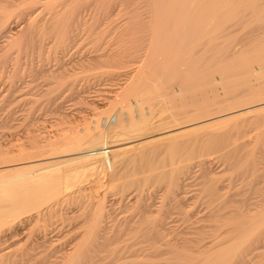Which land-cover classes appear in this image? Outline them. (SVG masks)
Listing matches in <instances>:
<instances>
[{"label":"bare ground","instance_id":"1","mask_svg":"<svg viewBox=\"0 0 264 264\" xmlns=\"http://www.w3.org/2000/svg\"><path fill=\"white\" fill-rule=\"evenodd\" d=\"M148 1L146 6L150 11L147 13L149 15L146 17L148 21L145 26L148 25L151 33L149 31L147 33L149 32L152 36L147 34L146 37H137L143 26V23L140 26L137 20L139 21V18L141 20V16L146 15H137L139 8H134L130 10L129 19L131 22L136 21L137 24L129 22L121 27L118 34L119 39L128 37L131 45L126 44L127 48L123 51L120 49L116 53L105 56L106 62L116 69L121 67L124 70L126 66L129 67L127 63L130 65L132 63L131 66L136 65L134 70L128 73L124 82L120 86L118 84L119 88L112 92V101L117 108L106 110L104 117L101 115V119L93 120L89 122L90 124L87 123V126L77 127L78 129L70 128L71 131L66 128L69 133L63 135L57 133L58 136L54 140L53 138L49 140V138L44 144L36 143L32 139L31 142L33 143L34 140L35 143L28 144L30 145L27 147L29 151H26V146V149L21 150L22 146L20 150L18 147L19 151L12 152L15 154L9 151L13 156H9L8 151L4 152L6 155L3 153L2 157H7L9 154L6 160L2 159L3 161L11 159L10 157H15V160L0 163V264H96V262L100 264L99 261L108 259V264H121L128 253L130 257L138 259L135 261L131 258L136 264H157L154 261L161 258L162 264H255L254 257L264 253V129L255 130L253 138L248 135L252 138H249L250 140H245V137L241 136L243 133L237 134L239 138L235 140L239 142L241 137L242 139L244 137V140L240 143L234 141L237 137L234 132L244 127H264V0ZM131 3L133 4V2H127L129 6L135 7L130 5ZM135 4L138 3L135 2ZM114 6L111 9L116 10ZM118 6L121 8L120 2L116 8ZM111 9L109 8L110 11ZM124 11L127 15L126 10ZM60 14L64 13L59 12ZM67 16L70 18L72 14H67ZM62 18L66 17L62 16ZM62 18L61 20L55 18L47 26L44 24L43 27L31 26L26 31L25 39L27 37L35 41L32 37L37 31L56 30V36L52 35L56 37L57 44L73 48V44H66L68 37L72 34L69 32L70 35L67 37L68 29L72 27L69 26L71 21L70 19L69 21L62 20ZM2 26L6 28L7 24H2ZM71 29L75 31V25ZM144 32L142 34H146V31ZM97 40L92 43L96 44ZM148 40L153 43V47L149 50L150 47L147 46L149 53H146L144 61L142 56H138L142 58L137 60L136 55L139 54L137 51L143 50L139 47L143 41ZM95 44L93 54L98 53L96 47L100 45L95 46ZM115 44L114 42L113 45L117 48L118 45ZM107 48L109 49L108 46ZM101 50L104 51V49ZM102 52L101 54L105 53ZM99 55L100 52L94 59L104 57ZM115 75L117 76L116 73ZM65 79L68 80V78ZM67 80L63 82L64 84L59 81L61 85L59 83L58 86L68 84L66 87H73L74 82L70 85ZM68 88L65 90L70 91L71 89ZM160 100H166L164 106L159 105ZM169 110H171L169 115L164 116ZM246 133L248 134V131ZM216 137H219V143L216 140V143L211 141ZM220 137H224L221 142ZM187 147L189 150L192 148L191 152L194 154L204 150L208 151V149V153H211L210 149H212L216 151L215 155L218 152L219 157L224 160L232 159L231 165L234 160V168L237 167L236 172L251 175H248L252 177L251 183L249 186L245 185L248 187L245 188L249 189L248 192L250 191L253 197L250 195L251 198H244L246 197L244 195V199L238 200L234 199L236 195L234 197V195H226V192L223 193L224 186L215 177L208 176V169L206 171V168H203L209 164L210 160L207 157L210 154L201 155L205 159L197 156L203 160H196L195 163L193 161L190 168L199 169L202 174L201 178L204 176L206 178L203 182L201 180L202 188H200L201 192L209 195L211 199L207 203L208 211L203 216L195 217V211H192L194 214L189 212L192 207L185 206L184 203H182L184 206H179V203L178 206L159 207L160 209L158 208L155 213H150V217L155 214L150 218L145 214L151 212L153 209L148 211L147 208L153 206H145L146 208L143 206L145 210H141L142 218L137 216L140 219L127 228L135 240L130 235L129 240L125 239L129 244L126 243V246L119 248L118 246L113 247L117 243L115 239L117 231L109 235V224L104 220L103 208L105 207L87 206L82 211V209H77L80 206H70L73 207L72 209H77V212L81 211V214H77L74 210L70 211L71 217L66 214L65 221L68 222L67 217H70L69 221L74 222L75 219H82V222L87 223L85 233L80 234V239L76 237L67 242L66 239L70 238V234L66 232V238L63 236L67 242L64 244L65 247L62 246L59 250L47 248V246L53 248L54 245L53 240L51 241L48 237L50 236L49 231L52 230L48 228H51L49 227L52 222L51 218L56 214V211L54 212L56 206H50V201L62 195V201L67 205L74 204L78 198L84 197L75 189L90 177L93 178L92 181L96 186H105V188L117 189L120 192L132 188L141 191L149 184L164 182V184L167 183L169 193L172 192L170 198L173 192H177L175 200L179 198V195L183 194L179 192L186 190L183 187L187 186V178L182 177H185L184 173L188 172L184 170H188V165L181 167L182 171L177 169L181 171L179 174L174 168L175 174L170 170L156 171L159 168L158 162L162 158L161 155L167 153L172 157L171 153H174L175 149L186 148L187 150ZM15 155L26 157L22 156L23 158L20 157L22 159L18 158V160ZM191 157L195 156L191 155ZM242 206H253L254 208L251 226L247 225L248 228L242 226L244 221L241 217L246 208ZM176 213L178 217L182 216L179 219L188 222L186 232L184 230L180 233L175 232L170 225L173 222L172 216ZM246 220L248 218H245ZM79 229L80 226L78 231ZM131 239L134 242L130 244ZM63 242L62 240L61 243ZM45 248L48 251L51 249L52 251L49 252L53 253L43 251ZM102 253L106 254L103 258L100 256Z\"/></svg>","mask_w":264,"mask_h":264},{"label":"rangeland","instance_id":"2","mask_svg":"<svg viewBox=\"0 0 264 264\" xmlns=\"http://www.w3.org/2000/svg\"><path fill=\"white\" fill-rule=\"evenodd\" d=\"M8 1H9V3H7ZM57 1L58 0H0V4H1L0 5L1 6L0 7V11H1L0 14H2V15H0V26H1L0 27V35H1L0 36V158H1L0 163L7 162L8 160L11 161V159L15 160V157H10L11 159H7V161H3L4 160L3 158H5V160H6V158L8 157L9 154H10L9 156H13L12 154H15V153H12V152L19 151L22 146L23 147L21 148V150H23L25 148V146H26V148L30 147V145H28L29 143L33 144L36 142V143H43L44 144V142L46 140H48L49 138H50L49 140H52V138L54 140V138H56L58 136V134L63 135L64 133H69V131H71L72 128L76 129L77 127L81 128L83 126H87L86 125L87 123L90 124L89 122H93V120L95 121V120H98V119H101L102 117H104L106 110H109V109L114 110L117 108V106L112 101V99H113V93L112 92L116 91L119 88L120 84H122V82H124V80L127 78L128 73L133 71L134 67L136 65L131 66V65H133L132 63H131V65L129 63H127L129 65V67L126 66L127 68L126 67L124 68L125 71L122 70L123 68L121 69V67L116 69V68H113L112 65H110V63L106 62L105 56H106V54L116 53L120 49H121V51H123L124 49L127 48L126 44L131 45V43L129 41L130 39L128 37L125 36V37H123L124 39L123 38L119 39V37H118L119 36L118 34L120 33L121 27L126 25V24H129V22H131V20L129 19L130 14H131L130 10H133L134 8L135 9L139 8L137 10V12H138L137 15H140V14L146 15L144 17L141 16L142 21L139 18L140 23L137 20V23L140 24V26L143 23V26L141 28L142 30L140 29V32L138 33L137 37H139V38L140 37H146L147 34H148V36H152V34H150L151 30H150V28H148V25L145 26L146 21H148L146 19V17L149 15L147 13H149L148 11H150V10H148L149 8L146 6V5H148L146 3L147 2L149 3L148 0H138V1L137 0H118V1H116V0H109V1L108 0H97V1L96 0H65V1L61 0L60 1L59 0L58 2ZM134 1L137 2L138 4L136 5ZM63 2H65V3H63ZM119 2H120V6L122 5L123 7L121 6V8H120L118 6L116 8V6L118 5ZM127 2L128 3L133 2V4L131 3L130 5H134L135 7L129 6V4H127ZM123 3H125V4H123ZM52 4L54 6V9H53ZM104 4H106V5H104ZM114 5H116V6H114ZM124 5L125 6L127 5L128 9ZM70 6H72V7H70ZM112 6H114V8L117 11L118 10H120V11L117 12L113 8L111 9ZM103 7H105V8H103ZM68 8H70V9H68ZM109 8L111 9V11L109 10ZM140 8H141V10H140ZM71 10H74V11L72 12ZM112 10H114L115 12L114 11L112 12ZM124 10H126L127 15H128V12H130L128 17H127V15H125ZM3 11H4V13H3ZM63 11H65V12H63ZM104 11H106V12H104ZM30 12H32V13H30ZM59 12H62L64 14L59 15ZM106 13H107V15H105ZM110 13H112V14H110ZM67 14L68 15L72 14V16L74 15L75 17L70 16V18H68L69 16H67ZM92 15H94V16H92ZM62 16L66 17V18H62ZM81 16H83V17H81ZM31 17H32V19H30ZM55 18H58L59 20H61V18H62V20L66 19V21H69V19H70L71 22L74 20L73 21L74 23L72 22V24H71V22H69V26H72V27H70V29H68L67 37L70 35V33H72V34L68 37L69 39L67 40V43H66L68 45L73 44V48L62 47V46H59L57 44V41L55 40L56 37L55 38L53 37V35L56 36V34H57L56 30H53V31L52 30L37 31V33L32 37L35 39L36 42L33 40H29L27 37L25 39V34L27 33L26 31H28V29L31 26H34V25L37 27L38 26L43 27L44 25L47 26V24L50 21H53ZM73 18H75V19H73ZM1 19L3 22L1 21ZM46 19H48V20H46ZM112 21H114V22H112ZM76 22H77V24H75ZM80 22H81V24H80ZM132 23L137 24L136 21H133L130 24H132ZM2 24H7V27L3 28ZM73 24L75 25V28H76L75 31L73 29H71V28H74ZM86 28H87V30H86ZM92 29H94V30H92ZM78 31L81 33H79ZM144 31H146V34H142V33H145ZM147 31H149L150 33L149 32L147 33ZM38 34H40V35H38ZM37 35L39 37H37ZM88 35H90V36H88ZM103 36H104V39H103ZM114 38H115V40H114ZM27 39L29 40V42L27 41ZM44 39H46V40H44ZM96 39H98V40H97L96 44L94 43L95 46L97 44H100V45H97V47H96V49L98 50V51L97 50L96 51L98 53L94 52V54H93L92 50L94 51L95 49H93V48H95V47H94V44L92 42ZM117 40H118V42H117ZM31 42L32 43L34 42V43L32 44ZM101 42L104 43V44L102 43L103 46L104 45L106 46V50H105V46H104V48H102L103 46L101 45ZM114 42L116 43L115 45H118L117 48H115L116 46L113 45ZM147 43H148V45H146ZM90 44L92 47L89 46ZM2 46H4V47H2ZM100 46H102V47L100 48ZM107 46L109 47V49L107 48ZM120 46H122V47H120ZM147 46H148V48L150 47L149 50H151V48L153 47V43L149 40L143 41L142 45L139 47V48H143V50L142 49H139V50L136 49V50H138L137 53H139L136 55L137 60L139 58L138 56H142L143 61L145 60L144 57L146 56V53H149ZM118 47H120V48L118 49ZM58 48H60V49H58ZM101 49H104V51ZM112 49H114L115 51ZM102 51L105 53H103ZM110 51H112V52H110ZM99 52H100L99 56L102 55L104 57H99L97 59H94V57L96 55H98ZM101 52L104 55L101 54ZM68 53L69 54L71 53V54L69 55ZM92 54H93V56H92ZM89 56H91V57H89ZM141 58H139V59L141 60ZM103 61H105L106 64ZM96 63L100 66L96 65ZM90 64L91 65L93 64V65L91 66ZM96 66H98L100 68H98V67L96 68ZM109 66H111V67H109ZM101 68H105V69H101ZM110 68H113L114 70L110 69ZM110 71L115 72L117 74V76L115 75V73H112ZM118 74H119V76H118ZM122 74H123V76H122ZM57 78H59V80ZM65 78H68L70 83ZM66 80L70 85H71V82H74L72 84L73 87L70 85H69L70 88L66 87V86H68V84L63 85L65 87L58 86L59 83L61 85V82H59V81H62V84H64L66 82ZM118 84H119V86H118ZM75 85H77V86H75ZM71 87L73 88V90L71 89ZM67 88L71 89V90L66 91L65 89H67ZM84 89H85V91H84ZM92 95H94V96H92ZM162 101H164V100H162ZM162 101L161 100L159 101V102H161V104L159 103V105L164 106L166 103V100L163 102L164 104L162 103ZM99 103L103 104V105H100ZM95 104H96V106H95ZM106 105H107V107H106ZM104 106H105V108H104ZM108 106H110V107H108ZM217 111H219V110H217ZM101 112L104 114H102ZM169 112H171V110H169L168 113H166L164 116H166L167 114L169 115ZM97 113H99L100 115ZM101 115H102V117H101ZM96 117H98V118H96ZM70 123L72 124V126ZM69 125H70V127H69ZM66 128H69L68 129L69 131ZM258 128L260 130L264 129V127L260 128L259 126L258 127H252V128L251 127H249V128L244 127L243 129L239 130L238 132H234V134L237 136L236 138H234V141L238 142V140H235V139H238L239 138L238 135H240L242 133H243V135H241V136H244L245 140L252 139L253 138L252 135L257 131ZM247 131H248V134L246 133ZM244 133H245V135H244ZM235 135H233V137ZM248 135L252 136V138ZM244 137H243V139L241 137V139L238 143L242 142L244 140ZM32 139H34L35 142L33 140V143H32L31 142ZM222 139H224V137L223 138L220 137V142ZM215 140H216V142L218 141L217 143H219V137H216V139H213L211 141L214 143ZM212 142H209V143H212ZM18 147H19V150H17ZM179 150H181V149H175V152L171 153V155L173 154L172 155L173 159H171L172 157H170V155L168 156L167 153L163 154L164 156L161 155L160 157H162V158H160V160L158 162L160 169L158 168V170L156 172H158V171L167 172L168 170H170V172L175 174L177 169L182 171L183 168H181V167H186L188 165L187 166L188 170L184 169L185 172L186 171H188V172L184 173L183 176H185V177H182L183 179L187 178V180H186L187 186L185 185L183 187L186 190H182L184 192H182V191L179 192V193H183L182 195L185 198H183V196L180 194L179 195L180 197L176 198V200H175L177 192L176 193L173 192L174 194L170 198V195H172V192L169 193L167 185H166L167 183L164 184V182H161L163 185H161V183H158L155 185L149 184V186L147 185L148 187H145L142 189L143 192H141L142 190L141 191L135 190L134 188L123 190V192L122 191L120 192V190H117V189L111 190V189L105 188V186H96L94 181H92L93 178L90 177V179L83 181V183H81L79 188L75 189V191L78 192V194L81 193V195L84 197H80V195H79V197L81 199L78 198L77 202H75L74 204L67 205V203L62 201L63 200L62 195L60 198L58 197V199L50 201V203H49L50 206H56L55 207L56 209L54 210V212L56 211V214L54 216H52V218H51L52 222L50 219L51 223H50L49 227H51V228H48V229L52 230L51 232L49 231L48 234L50 236H48V237L51 241L53 240L52 243L54 245H53V248L47 246V244L45 246H47L48 249L51 248L53 250H56V249L59 250L62 248V246L65 247L64 244L67 243L68 241H71L72 239H75L76 237L78 239H80L81 238L80 234L85 233L84 231H86L85 226L87 223L85 224V221L82 222V219H75V222L72 220H71L72 221L71 222V221H69V219L71 217L70 215H71V212L73 210L76 211L77 209H79V210L82 209V211H83V209H85L87 206H101V207L103 206V207H105V208H103L104 209L103 212H104V216H105L104 220L107 224H109V228H110V234L109 235H112L113 232L117 231V237L115 238V239H117V243L114 244L113 247L118 246L119 248L124 247V245L126 246L127 244H129V242L126 240L130 239L129 236L131 235V233H129L130 231L127 230V228L132 223H134V221L137 222L138 219L142 218L143 213L141 210L142 209L145 210V208H146L145 206H153L154 207V208L151 207L149 209L147 208L148 211L153 209L152 210L153 212L151 211V212H148L147 215L145 214V216H147V217H150V213H152V214L155 213V211L158 210L159 207L161 208V206H178L179 203H180L179 206H182L183 205L182 203H184L185 206L192 207L191 208L192 210H190L189 212L194 214V212H192V211H195V214H194L195 217L203 216L208 211L207 210V208H208L207 203L211 199V197L209 195H208L209 196L208 197L207 194L201 192L202 186H200V183H201V180H202V182L205 181V179H206L205 176L203 178H201L202 174L199 171V169L190 168V166H191L193 161H194L193 163H195V162H197L196 160H198V161L201 159L203 160V158H201V157L207 156L208 154H210L207 157L210 160V161L208 160L209 164L205 165V167H203V168L204 169L206 168L205 169L206 171L208 169V171H207L208 176L215 177L216 180L224 186L223 193L226 192V195H230V196L234 195V197L236 195V197L234 199H238V200L241 198L244 199V198L250 197L251 192L250 191L248 192L249 189H246L248 187H246L245 185L249 186V183H251L252 177H250L251 175L248 173L246 174V173H240L238 171L236 172L235 169L237 167L235 166V168H234V164H235L234 160H233V164H232L233 168H232V165L230 164L232 159H228V158L226 159L225 158L226 160H224V158L219 157L218 152L215 155L214 152H216V151H213L212 149H210L211 153H208L209 149H208V151L207 150L201 151V152L207 153L206 155L201 153V152L196 153L197 154L196 155V154L191 152L192 148H191V150H189V147H187V150H186V148H183L181 151H179ZM7 151L8 152L11 151L12 154L9 152V154H7V157H5V156L2 157L3 153L4 152L6 153ZM26 151H29V149L27 148ZM5 153H4V155H6ZM179 154L180 155L182 154V155L179 156ZM191 155L195 156V157H191ZM201 155H204V156H201ZM22 156L23 155H21L20 157H22ZM197 156H201V157H197ZM20 157L16 156L17 159L18 158L22 159L24 156L22 158H20ZM197 158H200V159H197ZM204 159H205V157H204ZM189 160H190V162H189ZM168 161H170V162H168ZM184 161H186V163ZM183 162H184V164H186L185 166H183L184 165ZM163 163H164V165H163ZM180 163H182L183 165ZM228 163H229V166H228ZM173 168L176 169V171H174ZM171 169H173V170H171ZM179 170L177 171V174H179L181 172ZM217 170H218V172H217ZM228 171H231V172L229 173ZM185 174H187V175H185ZM192 174L194 176H192ZM224 175H227V176L224 177ZM245 175H247V176H245ZM248 175H250V176H248ZM241 176H243V179H241L242 178ZM229 179L231 181H229ZM245 179H246V181H245ZM247 179H248V182H247ZM187 187H189V188H187ZM83 188L84 189L87 188L86 191ZM92 188H94V189H92ZM79 189H81V190H79ZM235 190H237V191H235ZM242 190H244V191H242ZM193 192H194V194H193ZM140 195H141V197H140ZM244 195L246 197H244ZM247 195H249V196H247ZM123 197H125V198H123ZM251 197H253V196L251 195ZM204 198L207 200H205ZM59 199H60V201H59ZM171 199L175 200L176 203H175V201H173ZM184 200H185V202H184ZM136 202H138L139 204ZM70 206H80V208L72 209L73 207L71 208ZM83 206H85V207H83ZM134 206L136 207V209ZM193 206H194V208H193ZM69 207H70V209H69ZM242 207L243 208L246 207V208H244L245 212L248 209L247 210L248 213L246 212L247 215L244 214L245 213L244 212L243 215H245V217L243 215L241 217V220L244 221V222H242V226H244V227L246 226V228H248L249 225L251 226V222H252L251 218H253V215H254L253 214L254 212L252 210H254V208H253V206H250V207L242 206ZM129 210H131V211H129ZM187 210H189V208ZM139 211L141 214L139 213ZM80 212L81 211H79V212L76 211L77 214H79ZM175 212H176V210H175ZM66 214L67 215L69 214V216H70V217H67L68 219H66V220H68V222H71V223H68L67 221H65L64 217H66ZM134 215H136V216H134ZM176 215H177V217H176ZM137 216L140 218H138ZM153 216H155V214L152 215L151 217H153ZM180 217L182 218L181 215H179V217H178V213L173 214V216H172V220H173L172 223L173 224L171 223L170 225L172 226V228L174 229L175 232H178V233L184 232V231L186 232L188 222H185L184 219H179ZM62 218L64 219V221ZM245 218H248V220L245 221ZM54 219H56V220H54ZM76 220H78V221H76ZM53 222H54V224H53ZM245 222H246V224L243 225V223H245ZM39 225H41V224H39ZM69 225L70 226L72 225V227H70ZM78 225L80 226L79 231H78V228H79ZM34 227H36V225ZM63 230H65V231L63 232ZM182 230H184V231H182ZM56 231H58V232H56ZM68 231L70 233H68ZM71 231H76V232L72 233ZM77 231H78V234H77ZM66 232H67V234H70L69 235L70 238L66 239L67 242L65 240V238H66L65 236H67ZM119 233H120V235H119ZM34 234H37V233H34ZM130 237H132V235ZM134 238L135 237H132V239H134ZM132 239L130 240V244H131V242H134ZM62 240L64 241L63 243H61ZM118 240H119V243H118ZM58 242H60L62 245ZM113 247H111V248H113ZM48 249L46 250V248H45L44 250L43 249L42 250L47 251V252L52 251L51 249L48 251ZM49 253L52 254L53 252L52 253L49 252ZM105 253H102V255H100V256H102L101 258H103L107 254V253L106 254ZM261 254L262 255L259 254L260 257L259 256H257L256 258L254 257L255 260L253 259V262L255 264H256V262H259V260H261L260 262L264 263L263 262L264 261V253H261ZM129 255L130 254L128 253V256ZM128 256L124 257V262H122L121 264H136L135 261L138 259L135 260V257L129 256L130 257L129 258ZM131 258H133L135 261ZM126 259H128V260H126ZM108 260L107 261L102 260V261H99V263L101 262L100 264H106V263L108 264ZM154 262H156L157 264H162L163 260L161 258L160 260L157 259ZM260 262L257 264H261ZM96 264H98V262H96Z\"/></svg>","mask_w":264,"mask_h":264}]
</instances>
